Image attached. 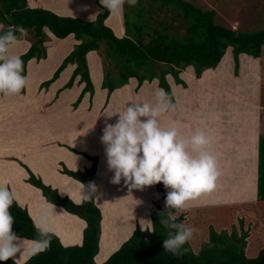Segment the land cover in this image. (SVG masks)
Wrapping results in <instances>:
<instances>
[{
	"label": "crops",
	"instance_id": "crops-1",
	"mask_svg": "<svg viewBox=\"0 0 264 264\" xmlns=\"http://www.w3.org/2000/svg\"><path fill=\"white\" fill-rule=\"evenodd\" d=\"M26 2L31 9L87 22L95 21L105 8L100 0ZM104 24L117 38L124 37L122 11L109 13ZM26 33L10 47V54L21 56L29 50L31 41ZM46 36L47 58L27 63L25 93H0V185L15 192V202L26 210L35 226L44 210L49 213L52 210L42 192L27 182L28 170L61 197L80 205L78 181L62 170L91 169L93 162L77 153L97 158L94 203L101 213V235L94 261L103 264L137 228L151 230L152 223H147L151 221V212L157 203L163 206L157 184L129 192L123 180L118 185L111 183L113 173L107 167L105 146L100 139L106 123L114 124L118 119V115L107 114L122 113L132 101L154 102L158 81L144 82L137 90L138 82L131 78L127 85L108 95L102 88L103 64L99 51H93L87 54V62L94 95L86 93L75 107L82 92L78 79L71 88L64 89L75 65L69 64L48 88L41 89V85L52 78L79 42L73 35L57 39L48 30ZM230 52L227 50L217 68L205 71L200 79L195 78L192 67L182 71L179 77L186 87L176 84L171 75L166 76L176 108L162 116V126L175 125L183 136L198 129L206 131L212 137L210 151L216 155L221 171L216 189L190 203L187 209L241 205L257 200L258 143L260 135H264V53L258 59L240 55L239 73L235 76ZM31 79L36 83L37 95L26 94ZM163 188L167 194L168 190ZM64 211L55 206L56 216L50 221L49 233L64 247L81 246L86 223ZM29 258L25 254L14 262L24 264Z\"/></svg>",
	"mask_w": 264,
	"mask_h": 264
},
{
	"label": "trees",
	"instance_id": "trees-1",
	"mask_svg": "<svg viewBox=\"0 0 264 264\" xmlns=\"http://www.w3.org/2000/svg\"><path fill=\"white\" fill-rule=\"evenodd\" d=\"M95 21L61 17L43 9H31L26 0H0V33L9 27L17 31L18 40L23 32L32 34L34 40L29 50L20 57L27 63L45 59L44 46L47 29L55 38L65 39L70 35L79 42L62 61L52 78L41 85L48 88L69 64L75 69L64 89L73 86L79 78L84 88L75 104L83 95H94L90 79L87 54L100 51L103 67L102 88L111 95L116 89L127 85L129 79L138 82L137 90L144 82L158 81L173 101L166 76L171 75L176 84L186 87L179 75L192 67L195 78L200 79L207 70L220 64L227 50H231L234 75L238 76L240 59L244 54L254 59L264 53V29L256 32L229 29L216 24L214 10H201L185 0H139L135 6L125 4L122 9L125 35L117 38L105 26L110 11L103 8ZM23 91V90H22ZM174 103V102H173ZM85 156L93 162L90 170L71 172L63 168L62 173L84 185L94 183L97 158ZM27 182L39 189L47 203L63 208L86 223L81 246L64 247L56 236L50 234V247L31 256L24 264H96L101 235V213L95 206L94 197L75 205L57 191L46 186L28 170ZM163 206L156 204L151 212L152 229L139 228L118 251L103 264H264V135L258 143L257 200L253 203L231 204L214 207L181 210L176 213L177 222L193 227V238L186 243L180 255L164 251L163 241L168 229L159 223L166 210V193L163 184H157ZM15 217L13 232L20 237L35 238L37 229L26 210L16 202L10 209ZM162 213V214H161ZM252 219V220H251ZM248 223V224H247ZM5 264H17L13 260Z\"/></svg>",
	"mask_w": 264,
	"mask_h": 264
},
{
	"label": "clouds",
	"instance_id": "clouds-1",
	"mask_svg": "<svg viewBox=\"0 0 264 264\" xmlns=\"http://www.w3.org/2000/svg\"><path fill=\"white\" fill-rule=\"evenodd\" d=\"M100 3L110 14H118L125 4L135 6L139 0H100ZM17 31L23 29L10 26L0 33V93L5 95L20 94L28 85L23 59L10 54V47L18 43ZM175 108L169 93L158 88L154 102L132 101L122 113L107 114L108 117L118 115V119L114 124L106 123L100 139L105 146L107 167L113 173L111 183L118 185L123 180L129 192L160 183L168 190L166 210L162 212L166 215H160L159 221L168 229L163 248L180 255L182 250L186 251L183 246L193 238L195 229L177 222L176 213L214 191L221 171L216 155L210 151L212 137L206 131L198 129L183 136L175 125L162 126V116L174 112ZM78 184L82 201L96 197L94 183L86 186L78 181ZM15 200V192L0 185V264L20 260L25 254L35 256L51 244L49 224L56 216L55 205L49 204L51 213L47 210L41 213L35 224L38 234L30 239L12 230L15 217L10 209Z\"/></svg>",
	"mask_w": 264,
	"mask_h": 264
},
{
	"label": "rangeland",
	"instance_id": "rangeland-1",
	"mask_svg": "<svg viewBox=\"0 0 264 264\" xmlns=\"http://www.w3.org/2000/svg\"><path fill=\"white\" fill-rule=\"evenodd\" d=\"M185 1L192 3L195 7L203 11L214 10L216 13V17H215L216 24L227 27L229 29H234V30L238 29L247 32H256L264 29V0H185ZM46 30L47 29L44 30L45 34H46ZM26 35L29 36L31 42L34 40L32 34L27 32ZM100 51L101 53L104 52V45H101ZM100 51H99V55H100ZM103 67L104 65H102V70ZM77 79L79 81V78ZM30 81H31L30 86L28 87L26 94L37 95L39 92L36 91L35 89L36 83L32 79ZM80 85H81L80 91H82L84 88V84H80ZM25 91L26 89H24L22 93H25ZM17 95H21V93ZM65 95H68V93H66Z\"/></svg>",
	"mask_w": 264,
	"mask_h": 264
}]
</instances>
